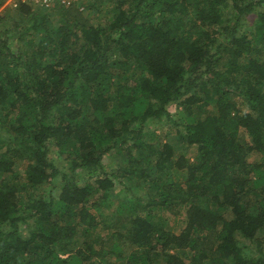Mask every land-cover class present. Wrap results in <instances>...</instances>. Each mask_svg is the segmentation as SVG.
I'll return each instance as SVG.
<instances>
[{"label": "trees", "instance_id": "obj_1", "mask_svg": "<svg viewBox=\"0 0 264 264\" xmlns=\"http://www.w3.org/2000/svg\"><path fill=\"white\" fill-rule=\"evenodd\" d=\"M106 2L0 0V264H264V0Z\"/></svg>", "mask_w": 264, "mask_h": 264}, {"label": "rangeland", "instance_id": "obj_2", "mask_svg": "<svg viewBox=\"0 0 264 264\" xmlns=\"http://www.w3.org/2000/svg\"><path fill=\"white\" fill-rule=\"evenodd\" d=\"M102 6L103 8L102 9H98L99 8V1L97 0H81L79 1V8L77 7H68L67 9H72V8H76L78 11H80V13H82V17H84V19L86 20V22L88 23H91V24H98L100 22V20L104 17H106L107 13H105L104 11L106 10V5H107V2L106 0H103L102 1ZM60 9H65V8H61V7H54V8H51V9H46L45 11L42 10V12H45L47 14V16L50 18V21H52L51 23L53 24V28H57L59 25L61 24H64L65 21H63V18L61 16V11ZM104 12V13H103ZM80 16V15H79ZM43 34L45 33H39V35H37V37L35 39H38V37L40 38V36H42ZM31 36V35H30ZM29 36V37H30ZM34 37V36H33ZM33 37L30 38H24L23 42H17V43H12V48L15 49L16 46H21L19 49L23 52H26V49L28 48V44L26 42L28 41H32ZM16 44V45H15ZM15 45V46H14ZM14 46V47H13ZM237 103H240L239 107L240 108H244V106H242V101H240L239 99H237ZM180 110V107H177L175 106V104L171 105L168 107V111L170 112V114L174 117V118H177L179 115H178V112ZM209 110V111H212V109L210 107H208L206 109V111ZM0 136H5L7 133L4 131V129L7 128L6 125H1L0 124ZM152 129L155 130V134L158 135V136H163V134L165 133H168L169 132V129L168 127H164V128H154L151 126ZM242 133V132H241ZM240 136L245 139V140H248V137L247 135L245 134H240ZM164 139V138H163ZM166 139V138H165ZM4 150V148L0 149V152ZM196 154V146H190L189 149H188V152L186 153V156L189 158V159H192ZM51 157H53L55 160H59V159H62L61 156H55L53 155L52 156V153L50 154ZM111 159V160H110ZM18 164H16L15 166V169H22L24 168V162L22 164H20L21 162H17ZM117 163H118V159H116V161L112 160V158H107V160L105 161V164L108 168L110 169H115L117 167ZM66 167L68 166V162L65 160L64 163H63ZM62 169V168H61ZM67 169V168H66ZM119 195L120 192H118ZM113 201H118L117 197H114V200ZM117 207L116 204H109L108 202H105L102 206H101V214L106 217L107 220H113V221H119V219H122L120 216H116V214H114V211H115V208ZM98 215V213H96ZM102 219L101 216H98V221H100ZM183 220V218L181 217L179 219V222L177 224H175V226H173L172 224V219H169L167 221V228L170 229H174V230H178L182 227V223L181 221ZM71 222H74L73 220ZM122 227L124 228L125 225L122 223ZM97 229L99 231V233L101 234H109L110 231L113 232L116 228H112L111 230H108L104 227V225L102 223H99V225L97 226ZM23 234L25 235L26 233L23 232ZM257 239H258V242L260 241V244H261V247L263 248L264 250V233H258L257 234ZM255 250V248H254ZM117 264H123V262H118ZM185 264H189L188 261H185Z\"/></svg>", "mask_w": 264, "mask_h": 264}, {"label": "built area", "instance_id": "obj_3", "mask_svg": "<svg viewBox=\"0 0 264 264\" xmlns=\"http://www.w3.org/2000/svg\"><path fill=\"white\" fill-rule=\"evenodd\" d=\"M79 1L81 0H3L1 8L7 7L10 9H16L21 5H28L33 8L40 7L45 9H51L54 7H61L66 9L73 6L79 8Z\"/></svg>", "mask_w": 264, "mask_h": 264}]
</instances>
